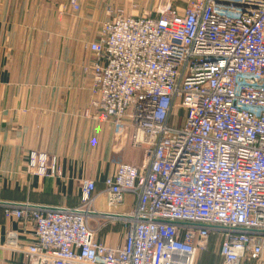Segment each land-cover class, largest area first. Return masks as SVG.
<instances>
[{"label": "built area", "instance_id": "built-area-1", "mask_svg": "<svg viewBox=\"0 0 264 264\" xmlns=\"http://www.w3.org/2000/svg\"><path fill=\"white\" fill-rule=\"evenodd\" d=\"M87 49V116L97 112L119 143L131 131L144 151L140 167L121 162L104 183L109 208L136 200L130 216H115L124 244L96 240L97 185L85 180L76 208L6 206L7 217L34 227L35 242L11 232L2 248L29 264H204L215 237L221 264H264V0L118 12ZM28 166L35 177L60 176L45 153H29Z\"/></svg>", "mask_w": 264, "mask_h": 264}, {"label": "crops", "instance_id": "crops-1", "mask_svg": "<svg viewBox=\"0 0 264 264\" xmlns=\"http://www.w3.org/2000/svg\"><path fill=\"white\" fill-rule=\"evenodd\" d=\"M130 1L79 0V5L84 15L96 16L128 10ZM69 11L70 0H0V264H29L25 256L2 248L11 232L21 245L35 242L31 224L5 215L8 205L76 208L82 182L93 180L98 215L89 224L99 229L98 242L113 248L124 244L126 233L125 222L115 216H130L136 207L132 195L112 210L107 205L105 180L121 162L140 167L144 151L131 146V131L119 143L112 125L96 119L97 112L87 116L92 84L83 67L93 62L86 43L97 36L87 37L85 23L55 22L56 15ZM31 152L57 158L60 176L32 177Z\"/></svg>", "mask_w": 264, "mask_h": 264}, {"label": "rangeland", "instance_id": "rangeland-1", "mask_svg": "<svg viewBox=\"0 0 264 264\" xmlns=\"http://www.w3.org/2000/svg\"><path fill=\"white\" fill-rule=\"evenodd\" d=\"M138 1L139 0H131L129 3L130 8L128 10L124 9V8L123 9L119 8L118 10L109 9L106 14L104 13V14H99L96 16L84 15L83 13H81V7L79 5L78 10H74L71 7V11H69V13H67V14L66 13L65 14L60 13V14L56 15L54 19H55V22H57L58 24L68 23V19L72 23H77V24L78 23H81V24L85 23V27H86L85 30H86L87 37L89 36V34L91 32H94V33H96V36L98 39V35L100 33V30H101L103 23H105L109 19H112L115 15L118 14V12H122L125 16H134V17L135 16L136 17L137 16H144V15L155 16L156 11L160 7H165L168 4H171L172 7L177 8L178 10L182 11L190 2H192L194 0H148L147 7H144L146 4L145 5L143 4L144 8L140 7ZM77 2L79 4V0H77ZM70 6H71V3H70ZM110 11H112L111 14L109 13ZM87 41H89V40L87 39ZM90 42L91 41L87 42L86 45ZM93 59H94V56H93ZM86 76H88V75H86ZM28 172L31 175L30 170H29V166H28ZM32 177H35V176H32ZM37 178H41V177H37ZM43 179H46V178H43ZM80 205H81V203H80ZM92 206H91V209H89L90 211H94ZM109 209L112 210L113 208H109ZM118 223H120V222H118ZM125 227H126V225H125ZM90 228L95 231L96 240L99 241V239H98L99 237L97 235V232L99 231V229H94L91 227V225H90ZM213 238H215V237H213ZM213 238L211 239V244L209 246L208 251L205 253L201 252V257L205 258L204 264H221V261H220L219 255H218L219 239H217V238L213 239Z\"/></svg>", "mask_w": 264, "mask_h": 264}, {"label": "water", "instance_id": "water-1", "mask_svg": "<svg viewBox=\"0 0 264 264\" xmlns=\"http://www.w3.org/2000/svg\"><path fill=\"white\" fill-rule=\"evenodd\" d=\"M242 83L251 84V85H261L262 82L255 80H240Z\"/></svg>", "mask_w": 264, "mask_h": 264}, {"label": "bare ground", "instance_id": "bare-ground-1", "mask_svg": "<svg viewBox=\"0 0 264 264\" xmlns=\"http://www.w3.org/2000/svg\"><path fill=\"white\" fill-rule=\"evenodd\" d=\"M88 214H93V213H88ZM109 216H113V215H109Z\"/></svg>", "mask_w": 264, "mask_h": 264}]
</instances>
